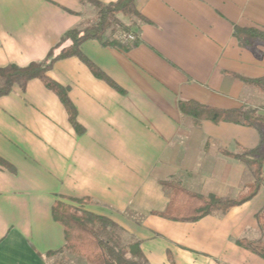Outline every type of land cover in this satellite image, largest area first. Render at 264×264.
Wrapping results in <instances>:
<instances>
[{"label":"crops","instance_id":"obj_1","mask_svg":"<svg viewBox=\"0 0 264 264\" xmlns=\"http://www.w3.org/2000/svg\"><path fill=\"white\" fill-rule=\"evenodd\" d=\"M135 6L147 19L132 27L139 45L128 51L97 40L81 45L116 87L76 57L48 72L68 88L81 132L38 79L0 97V157L12 167L0 166V264H51L48 252L65 251L64 229L51 212L61 197L86 199L66 202L112 220L139 243L147 264H264L236 244L264 242L255 218L264 210V182L254 198L221 216L187 222L155 214L169 202L163 180L230 198L252 182L251 169L222 150H264V128L197 124L178 103L251 108L264 116V92L234 77H264V44L244 47L233 34L235 26L264 32V0H135ZM94 17L95 8L80 0H0V67L43 60L65 31Z\"/></svg>","mask_w":264,"mask_h":264},{"label":"trees","instance_id":"obj_2","mask_svg":"<svg viewBox=\"0 0 264 264\" xmlns=\"http://www.w3.org/2000/svg\"><path fill=\"white\" fill-rule=\"evenodd\" d=\"M80 1L87 2L95 8V17L91 24L83 28L74 27L65 31L41 61L30 62L25 66L8 64L0 67V97L7 96L13 85H19L21 90H25L29 81L38 79L45 88L58 97L65 108L69 123L77 132H81L82 127L77 121V111L69 98L68 90L53 80L48 72L57 61L76 57L90 69L96 78L116 87L83 54L81 45L87 40H97L102 46L128 51L140 43V38L137 33L132 31V27L137 21L147 22V19L137 10L135 0H114V2L106 4L96 0ZM119 15L129 18V23L122 22ZM129 34L133 36L131 40L123 38ZM233 34L239 44L244 47L252 46L256 42L264 44V32L255 28L235 26ZM234 77L264 92V77L247 78L241 75H234ZM178 105L181 114L190 116L197 124L202 121L228 122L257 130L264 128V116L258 114L255 109L243 107L222 109L192 100L179 101ZM222 153L241 161L251 169L253 180L245 186V192L235 198L221 197L212 193L204 195L184 189L178 180H163L161 184L168 194L169 202L163 211L155 212V214L171 221L195 222L207 215L221 216L230 208L242 205L254 198L264 182V150L257 146L240 153L224 150ZM0 166L5 169L12 168L2 157H0ZM66 199L80 205L86 201L81 198L61 197L55 200L52 205L53 220L61 224L64 229L65 245L63 249L84 258L89 264H147L137 241H129L122 246L119 232L123 233V230L112 220L85 211L66 202ZM255 218L261 233L264 234V210L258 212ZM236 244L264 258V242L262 240L241 238L236 240ZM59 252L61 250L50 251L47 256H54Z\"/></svg>","mask_w":264,"mask_h":264},{"label":"rangeland","instance_id":"obj_3","mask_svg":"<svg viewBox=\"0 0 264 264\" xmlns=\"http://www.w3.org/2000/svg\"><path fill=\"white\" fill-rule=\"evenodd\" d=\"M127 19H128V21H130L129 18H127ZM93 21H94V19H93ZM93 21H91V23ZM127 23H129V22H127ZM123 38H124V36H123ZM67 90H68V88H67ZM119 235H120V238H121V244H122V246L125 245V243H127V242L130 241V239L126 235H124L123 233H120L119 232ZM127 256L130 257L128 254H127ZM50 262H51V264H89L84 258L79 257V256H76V255L72 254L71 252H69L67 250L62 251L61 254H59V255L52 256L50 258Z\"/></svg>","mask_w":264,"mask_h":264},{"label":"built area","instance_id":"obj_4","mask_svg":"<svg viewBox=\"0 0 264 264\" xmlns=\"http://www.w3.org/2000/svg\"><path fill=\"white\" fill-rule=\"evenodd\" d=\"M124 38L131 40L133 38V36L129 34V35H125Z\"/></svg>","mask_w":264,"mask_h":264}]
</instances>
